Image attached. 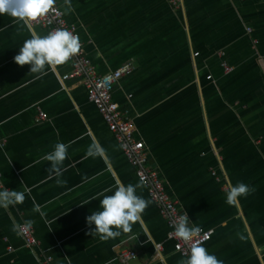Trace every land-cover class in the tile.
<instances>
[{
	"label": "crops",
	"instance_id": "obj_1",
	"mask_svg": "<svg viewBox=\"0 0 264 264\" xmlns=\"http://www.w3.org/2000/svg\"><path fill=\"white\" fill-rule=\"evenodd\" d=\"M58 3L100 73L133 63L114 99L189 225L213 231L206 249L223 264H264V0H71V12ZM28 38L23 21L0 15L2 190H28L22 203L0 208V264H44L45 252L53 264H120L125 249L138 254L132 264H179L186 258L86 87L62 81L71 66H46L40 76L14 61ZM41 111L48 118L39 121ZM93 141L104 158H86ZM57 142L69 145L63 183L43 159ZM117 180L151 203L130 232L102 239L86 222L99 198L84 202L111 194ZM238 182L250 191L229 204ZM21 223L35 230L37 247L26 246Z\"/></svg>",
	"mask_w": 264,
	"mask_h": 264
},
{
	"label": "clouds",
	"instance_id": "obj_2",
	"mask_svg": "<svg viewBox=\"0 0 264 264\" xmlns=\"http://www.w3.org/2000/svg\"><path fill=\"white\" fill-rule=\"evenodd\" d=\"M67 11H73L71 0H64ZM57 0H0V15H7L19 21H23L29 31V38L19 47V53L15 55L14 61L18 65H30V72L46 75L48 68L65 64L74 55L78 54L81 44L78 35L70 30L57 28L47 34L37 33L29 21H35L55 12L54 5ZM123 147V145H121ZM69 145L57 142L53 145L52 151L45 154L44 160L51 162L48 168L50 175L57 177V183H63L61 168L67 158ZM105 148L98 142L93 141L88 146L86 158H104ZM137 185L124 184L117 180L113 189H108L111 194L98 193L91 199L99 198V206L92 214L86 217L89 226L94 225L92 235H99L102 239L114 238L121 235V232H130L137 222L142 223V214L151 201H146L137 194ZM13 190H0V208L22 203L26 192ZM250 191L249 186L238 182L227 191L226 201L234 204L240 197L246 196ZM102 197V198H100ZM35 211H40L36 206ZM43 215V213H41ZM175 235L184 241H190L196 237L200 229L189 225L188 216L181 215L174 225ZM179 264H223L217 256L209 252L206 247L195 243L190 247L186 259L179 261Z\"/></svg>",
	"mask_w": 264,
	"mask_h": 264
},
{
	"label": "built area",
	"instance_id": "obj_3",
	"mask_svg": "<svg viewBox=\"0 0 264 264\" xmlns=\"http://www.w3.org/2000/svg\"><path fill=\"white\" fill-rule=\"evenodd\" d=\"M54 8L56 9L55 12L50 11L47 16L35 21H29L28 24L32 27L42 26L49 31L57 28H64L79 36L81 44L80 50L78 54L74 55L66 62V64L71 66V70L62 76V81L65 82L73 79L86 87L90 101L97 107L120 146L123 145L121 148L130 164L135 169L137 177L146 187L151 200L157 205L161 216L165 219L169 227L168 239L174 242L175 251L184 258H187V254L193 244L199 243L207 248V244L212 238V230H200L198 235L190 241H184L175 235V222L181 215L185 214L178 201L168 192L166 183L159 171L148 164V153L145 142L138 137L136 125L129 111L123 109L114 99L115 86L124 76L133 74L135 70L133 63L127 62L119 69L107 73H100L86 54L85 43L81 38L78 26L68 22L58 0ZM220 55L222 56L223 53H220ZM222 66L226 73L233 71V67L225 61L222 62ZM208 78L211 79L212 76L209 75ZM128 97L131 98V95ZM47 118L48 115L45 112L41 111L39 113V121ZM3 188L4 183L0 172V190ZM18 230L26 246L35 248L39 245L35 230L31 226L26 223H21ZM156 249L158 252L163 250V244H156ZM137 257L138 254L135 250L125 249L118 254L116 259L120 264H132ZM43 260L44 264H53L52 257L46 252L44 253Z\"/></svg>",
	"mask_w": 264,
	"mask_h": 264
}]
</instances>
